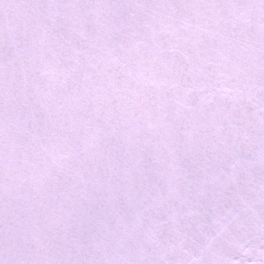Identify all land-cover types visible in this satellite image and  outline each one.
Instances as JSON below:
<instances>
[{
	"label": "snow or ice",
	"instance_id": "snow-or-ice-1",
	"mask_svg": "<svg viewBox=\"0 0 264 264\" xmlns=\"http://www.w3.org/2000/svg\"><path fill=\"white\" fill-rule=\"evenodd\" d=\"M0 264H264V0H0Z\"/></svg>",
	"mask_w": 264,
	"mask_h": 264
}]
</instances>
